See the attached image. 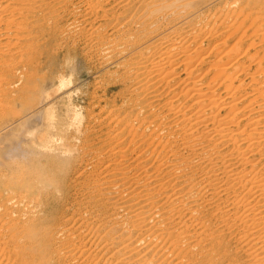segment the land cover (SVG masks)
I'll return each instance as SVG.
<instances>
[{
    "label": "bare ground",
    "instance_id": "bare-ground-1",
    "mask_svg": "<svg viewBox=\"0 0 264 264\" xmlns=\"http://www.w3.org/2000/svg\"><path fill=\"white\" fill-rule=\"evenodd\" d=\"M37 1L0 0V25L45 7ZM116 1L122 15L104 16L111 30H92V49L104 64L125 66L128 84L143 80L139 91L134 82L127 91L134 107L149 103L151 115L130 129L127 117L112 118L114 144L106 150L65 135L53 95L66 88V78L54 86L25 69L17 75L15 63L0 59V264H104V251L120 264H168L164 249L153 259L143 252L175 233L168 229L177 217L197 231H181V245L208 228L215 238L224 227L243 264H264V0ZM216 3L221 7L211 12ZM99 5L90 3L95 12ZM233 27L242 29L240 37L208 69L216 76L211 80L221 78L207 80L200 64L220 53L226 43L220 38ZM243 37L248 45L241 52ZM63 109L73 108L66 102ZM131 134L136 147H148L135 157L122 146ZM155 143L161 150L148 152ZM81 160L94 168L79 171ZM74 185L95 208L92 216L66 205ZM209 209L222 225L208 227Z\"/></svg>",
    "mask_w": 264,
    "mask_h": 264
},
{
    "label": "rangeland",
    "instance_id": "rangeland-1",
    "mask_svg": "<svg viewBox=\"0 0 264 264\" xmlns=\"http://www.w3.org/2000/svg\"><path fill=\"white\" fill-rule=\"evenodd\" d=\"M97 1L100 2L103 0H57L56 2L55 0H48V3H50L49 6L45 5L46 3H44V0L37 1L35 3L37 6L43 4L45 7H37L36 11H33V14H29L30 12H28L22 16H14L12 22L15 24H7L11 27H8L5 23L0 25V28L3 29H0L1 36L3 35L1 49L5 47L0 51L3 53L0 54L2 56H0V59L5 63V61H10L11 57H13V60L11 59L12 61H8V63L12 64L13 62V65L15 63V66L13 67H19L17 68V75H20L25 69L28 74L34 73L36 78L50 80L52 82L51 84H54V86L59 85L62 78H66V88L57 91L53 95L54 100L57 102L58 112L60 113L59 122L66 129L65 135L69 136L70 138H72L74 135H78L79 137H82L83 140L86 138L89 147L96 149L100 148L102 149L100 151H104L106 148H109L114 144V142L110 141V139L114 136L116 131L113 130L110 132L112 136L108 134V129H112V127H110V120H112V118L117 115L120 118L127 117V119L131 121L128 126V129H130L131 124H136L139 121H143L144 118L148 116L150 117L151 107L149 108V106H147L149 105L147 102H141V104L134 107V100H131L134 97H131L127 91L128 86L132 85L133 82L134 87H139V91L141 86H143L142 79L135 78L134 81H131V83L128 84L122 77L126 69L125 66H117L115 63H107L108 60H106V64L108 65L104 64L105 61L102 62L103 57L100 54L95 53V51L92 49V37H90V32L98 27L99 29L103 30H105L104 28L107 27V29L111 30L109 28V26H111L109 23L111 20L105 21L106 18H104V16L110 17L112 14H116L119 17L122 15V10L119 7L117 1L104 0V4ZM106 1H108V3H106ZM13 3H17L18 5L16 6H21L19 1H13ZM90 3L92 5L96 4L97 6L100 4L99 6L103 7L100 8V10H98L99 7H97L95 10L98 11L95 12L90 7ZM225 3L226 2L222 3L221 6H223ZM68 4L70 5L68 6ZM217 6L219 7L220 5L217 3L211 4L209 6L211 8L210 11L215 12L221 7L220 6L217 8ZM209 7L208 9H210ZM106 9L109 11L108 13L106 12ZM140 12L141 9H139L136 14ZM25 16H28V18ZM18 19L21 20L18 21ZM46 19L50 21L49 25L43 23V21H46ZM127 19L128 18L126 16L121 18V21H125ZM16 23L21 26L17 28L16 26L18 25H16ZM5 25L6 28H13L14 30H10L8 28L5 30ZM23 28L25 30H23ZM236 29L238 28H231L230 31H227L225 35L220 38V40L223 39L226 41V43L224 45L222 44L219 48L220 53L218 52L214 55L211 54V56H209L211 58L209 62H203L200 64V71L201 73L206 71L205 76L208 77L207 80L209 79L210 81H213L221 78L218 76L220 78H212L211 80L212 75L213 77L216 76H214L215 74H213V72L210 73V70L208 71V69H210L209 67L214 66L213 63L222 61L223 59L220 61L217 59L221 57V54H223L224 51L229 50L230 47L236 43L237 39L241 35L240 30H242L240 29L239 31H234ZM7 30H10V32ZM13 31H18L15 32L16 35L18 34V36L12 35L14 33ZM5 33L8 35L7 38L5 37ZM9 34L11 37L10 39L8 38ZM246 38L247 37H243L244 45L241 46V52H243L248 45ZM216 40L218 41L219 39H214V43H216ZM9 46H14L11 48L12 51L9 50L10 48L8 49L9 51L7 50ZM206 46H208L209 50H207V48L205 50L212 52L211 47H213V44H211V46ZM6 50L8 52H5ZM4 53H8V55L5 54V56ZM20 56L24 57L21 58ZM4 57L8 60H5ZM14 58L17 59L15 60ZM1 60L0 63H2ZM22 64H27L28 67L25 66L24 68ZM13 67L11 68L13 69ZM15 71L13 69V73L11 72L12 74L8 76L11 81L15 80V78L13 79V76H15ZM247 86L248 84H246V87ZM143 95L144 94L140 93V97ZM66 102L67 104L69 103L73 108L69 112L64 111L63 109V106L66 104ZM160 105L161 104L157 102L155 105L153 104L152 107H155V110H157L156 107L159 108ZM114 122H116V120ZM85 129L88 130L89 134L83 132ZM128 134L129 132L126 131L125 136L123 135V137H126ZM107 135L109 136L107 137ZM132 138L133 136L131 134L122 146L125 149L130 146L132 156L135 157L148 147H136L138 143L136 144L133 142ZM102 142L104 143L102 144ZM87 148L88 146L85 147V149ZM151 150H157L159 152L161 150V146L155 143L149 148L148 152ZM80 164V168L78 169L79 171H82L84 168H94L93 166L88 167L85 160H81ZM105 166L106 164L103 165L102 163L100 171H102L103 167ZM78 170L77 172H74V174L72 173V175L75 176L78 174ZM73 184H75V182H73ZM72 188L73 197L69 195L70 192H67L69 197L67 203L65 202L66 205H70L71 209L76 211L77 214L83 212L87 217L92 216L94 214L93 212L95 211V208L92 207V205L84 203L82 201L84 199H82L80 194L74 193V190H76L75 185ZM48 189L53 191L54 187H52L50 184ZM58 208L60 212L61 208L59 206ZM203 217L206 220L208 219V227H216L217 225H222L224 223L220 218H217L214 215V211L210 209L203 212ZM169 230H174L175 233H173V235L168 234V236L165 237L156 248L145 250L143 252L144 258L153 259V256H155L160 249H164L166 250L168 264H237L238 262L243 264V261L245 260L240 249H235V244L232 242V240H230L231 237L228 234L227 229L224 227H221L219 232H215V238L211 237V230L208 228L205 233H200L195 237L194 241L188 245H185L187 238L182 240L183 243H185L181 245L182 243L178 242L177 237L183 230H189V234H197L194 225L190 224V222L186 220V217H177L174 219L173 223L169 226L168 231ZM218 234L221 235L218 236ZM65 237V242L67 243L69 239H67L68 236ZM85 238L88 237L85 236ZM177 242L179 245H177ZM67 245H69V243H67ZM93 246L94 248L96 247L95 244H93ZM111 253L112 252H102V254H104L103 263L120 264V259H109ZM238 258L240 260H238ZM82 260L83 259L80 261ZM90 262L94 263L91 260L87 263Z\"/></svg>",
    "mask_w": 264,
    "mask_h": 264
}]
</instances>
